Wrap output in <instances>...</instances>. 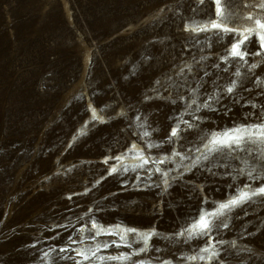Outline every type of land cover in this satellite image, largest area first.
I'll return each mask as SVG.
<instances>
[{
	"label": "rangeland",
	"instance_id": "rangeland-1",
	"mask_svg": "<svg viewBox=\"0 0 264 264\" xmlns=\"http://www.w3.org/2000/svg\"><path fill=\"white\" fill-rule=\"evenodd\" d=\"M256 1L223 0L220 17L238 22ZM213 10L211 0H0V264H264V195L210 216L207 234L186 231L264 186V145L205 147L264 123L255 38L241 60L229 31L186 30ZM94 222L154 234L141 252L135 231L122 241Z\"/></svg>",
	"mask_w": 264,
	"mask_h": 264
},
{
	"label": "snow or ice",
	"instance_id": "snow-or-ice-1",
	"mask_svg": "<svg viewBox=\"0 0 264 264\" xmlns=\"http://www.w3.org/2000/svg\"><path fill=\"white\" fill-rule=\"evenodd\" d=\"M262 7H264V5H261ZM223 12V9L220 6L219 0H217V13L218 15H221ZM252 17L250 16L249 19H251ZM257 28L259 29H264V23H261V21L259 19H257L255 21ZM221 25L217 24V23H213L212 24V28H220ZM186 30H187V26H186ZM193 31H203L206 29L203 28H195L192 29ZM224 31H230L229 29H223ZM248 35H243V39H241L238 43L233 44L231 51L229 53L230 56L232 57H239L241 60L244 59L245 57V51H241V45L244 44V42L246 40L249 39V37L252 35L253 30L252 29H246L245 30ZM257 36L259 37L260 40V46H261V51L264 52V34L261 33H256ZM256 55H261V52H257L255 53ZM257 67L256 64H252L251 68H255ZM239 72L236 73L237 76H239ZM258 83H260V81H258ZM236 82L233 81L231 83V85L229 87H227V92L228 93H232L233 90L236 88ZM193 104L196 103L195 100L192 101ZM203 107H210V105L208 103H204L202 105ZM197 110H199V108H197ZM92 115H93V119H103L102 117L98 116L97 112L95 109L92 110ZM137 119L139 120V117H137ZM184 123H188L187 121H184ZM189 127H192L191 124H188ZM178 129H179V125H177L176 127H174L171 131L170 136L171 137H177L178 136ZM145 136H148L149 133L147 131H145L143 133ZM246 144H261L264 145V123L262 124H257L251 127H242V128H234L228 132H224L220 135H213L212 139L209 141L208 145H205V147L208 149L209 152H217L223 148H228L229 150H233V146H235L236 150H247L246 148H243L244 145ZM155 145H149V147H154ZM136 146L133 145V149H135ZM177 155H180L178 152H173L172 153V157H175ZM172 157H164L162 159H160L158 162L160 164L165 163L166 161L172 159ZM138 159H143V163L147 164L149 163L148 159H144L142 156H140L138 154L137 156ZM117 159H121L120 157H117ZM181 159H184V157H181ZM204 159H208L207 156L204 157ZM245 164H247V161H244ZM143 165H137V167H142ZM117 169L116 168H112V172H115ZM127 170V169H126ZM256 168L253 167L251 171H255ZM157 172H162L163 170L160 168H156ZM240 171H244V169H240ZM251 171L248 173L249 176H251ZM163 175L166 177L168 175V173L166 171H163ZM165 184L168 183L167 179H165L164 181ZM249 186H245V188H248ZM257 195H264V186H261L260 188H258L256 191H253L251 193H249V191H245L242 190L239 194L238 197L233 198L231 200H229L226 203H222L219 205V208L213 212V213H204L202 214L199 219L197 221H195L188 229H186V231L189 234V237L191 238L192 236L196 235V234H207L211 231V220L209 219V217H216V216H221L224 215L225 212L227 210H230L238 205H241L243 203H245L246 201H249L252 196H257ZM225 227H227V224L224 225ZM93 227H98L95 223H93ZM103 231L102 228H100L97 231V235H100L101 232ZM126 232H134V229H127L125 230ZM106 234L111 235V232H108ZM154 233H139V238L142 239L144 241V248H141L140 251L143 252L146 250L147 246H148V240L151 238V236ZM179 235H184L183 232H181ZM121 240L123 241L125 239L124 235H121ZM119 246V245H117ZM105 248L108 247L107 244L104 245ZM60 251H65V249H60ZM202 252H208L209 249L208 248H204L201 250ZM82 253L78 252V255H80ZM93 255H95V253H93ZM218 255V253L216 251H212L211 255L209 256V259H212L214 257H216ZM89 257L85 256L84 259H88ZM129 257L127 255H120L118 257H107L106 259L108 260H119V261H125L127 260ZM101 259H105L103 257H101ZM190 259L195 260L197 259V257L193 256L190 257ZM200 259H204V257H200ZM79 264V262H78Z\"/></svg>",
	"mask_w": 264,
	"mask_h": 264
},
{
	"label": "bare ground",
	"instance_id": "bare-ground-1",
	"mask_svg": "<svg viewBox=\"0 0 264 264\" xmlns=\"http://www.w3.org/2000/svg\"><path fill=\"white\" fill-rule=\"evenodd\" d=\"M219 3H220L221 8L223 9V12H222V14H223L225 3H223V0H219ZM211 4H212V8L214 7V10H213L212 15L209 18H207L205 20H200L197 22L186 23L185 26H187L190 30L195 29V28L210 29V28H212L213 23H217V24L221 25V27L220 28H213V29H217V30H221V31L223 29H229L230 34L233 36L232 42L230 44V50H231L233 44H236L241 39H243V35H248V33L245 31L246 29H252L253 32H252L251 38H255V40L258 44V49L261 51L260 40H259V37L257 36L256 33L264 34V29L257 28L255 21L257 19H259L261 21V23H264V7L261 6V5H264V0H257L255 2L256 7L250 6V5L247 6L244 9V12L242 13L241 18L238 22H230L228 19H225L224 17H220V15H218V13H217V0H211ZM250 16L252 17L251 19H249ZM189 29H187V30H189ZM241 51H243V45H241ZM86 107H87V110L90 112V115H92V110L95 109L98 116L103 118V115L99 112L97 107L91 101L86 102ZM183 125H184V122H183ZM176 126H177L176 124H173L171 127L174 128ZM179 129H181V127H179ZM128 160H130V158ZM94 223L98 226V227H96L97 230H98V228H102V229H113L114 228V230L121 235H126V236L130 235V232L125 231L128 229L126 226H122V225L117 224V225H114V227L112 228V227L105 225V224H100V223H96V222H94ZM135 232L137 234L149 233V230L148 229H144V230L143 229H136ZM84 241H86V240H84ZM87 243L85 242L84 244H87ZM81 246L84 248L83 244H81Z\"/></svg>",
	"mask_w": 264,
	"mask_h": 264
}]
</instances>
